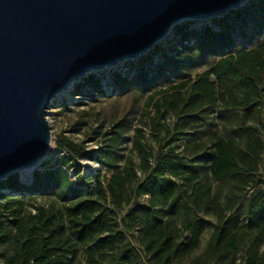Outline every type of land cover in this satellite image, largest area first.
<instances>
[{"label":"trees","instance_id":"trees-1","mask_svg":"<svg viewBox=\"0 0 264 264\" xmlns=\"http://www.w3.org/2000/svg\"><path fill=\"white\" fill-rule=\"evenodd\" d=\"M214 21L217 28L192 27L190 21L175 25V41L169 48L158 44L128 72L115 71L110 78L113 91L122 94L155 91L162 95L151 120L157 136L161 131L172 133L159 120L168 109L185 119L175 128L173 140L188 125L204 134L182 144L192 163L175 146L164 150L160 145L151 158L150 150L137 142L145 153L142 164L130 160L124 170L118 168L129 114L106 133L108 144L100 160L113 176L106 186L99 184L92 196L88 190L92 179L82 174L81 160L95 158L94 151L63 137L57 143L65 153L61 165L34 170L28 184L20 181L19 172L0 181V246L12 249L2 254L3 264H72L78 241L85 242L91 234L101 253L108 247L113 250L124 234L116 230V220L107 221L106 204L127 190V202L143 211L137 226L136 216L129 217L133 228L139 229L146 258L142 264H175L185 257H191L190 264H264V200L241 209L236 206L237 194L216 212L204 249L194 254L210 224L201 208L208 209L225 184L245 188L257 169L250 129H256L258 122L264 124V0H250ZM101 80L89 73L74 92L83 94L88 87L95 94L104 93ZM258 141L264 145V138ZM70 169L76 173L75 181ZM145 195L149 203L139 201ZM38 196H54L66 205L65 211L40 205L31 210L26 203ZM59 251L63 254L56 256ZM122 259H127V253ZM107 264L125 263L112 256Z\"/></svg>","mask_w":264,"mask_h":264},{"label":"water","instance_id":"water-1","mask_svg":"<svg viewBox=\"0 0 264 264\" xmlns=\"http://www.w3.org/2000/svg\"><path fill=\"white\" fill-rule=\"evenodd\" d=\"M249 1L0 0V181L41 166L48 108L74 82L139 59L180 22L223 18Z\"/></svg>","mask_w":264,"mask_h":264},{"label":"rangeland","instance_id":"rangeland-1","mask_svg":"<svg viewBox=\"0 0 264 264\" xmlns=\"http://www.w3.org/2000/svg\"><path fill=\"white\" fill-rule=\"evenodd\" d=\"M185 22L178 23L179 25ZM192 22V21H190ZM217 21L211 22L213 25ZM191 23L193 26L204 24V22ZM210 23V22H209ZM176 24V25H178ZM208 24V23H207ZM175 28L161 43V48H169L170 44L175 41ZM159 55L156 54L153 60H158ZM136 60H127L120 65L105 69L103 71L94 72L96 76L102 77V84L104 93H93V91L86 87L85 92L80 95H76L74 92L75 86L83 82V79L73 83L72 87L67 91L58 95L48 108V119L51 126V144L48 154L41 163L38 170H45L49 167H56L61 165V156L65 154L57 146L58 140L63 137H67L76 143L86 146L88 149L94 151V157L92 159L84 158L81 160V170L84 176H91V187L89 191L93 192L95 188L102 184L106 186L110 178L113 176V171H108L101 163L100 156L106 152L108 138L106 133L110 132L112 128L123 118L129 115V128L125 134L123 141L119 148V154L117 159V165L121 170H124L126 164L133 160L136 165L142 164L144 152L139 151L137 142H141L147 150L151 152V158H153L159 149L160 145H164L167 150L169 147L175 146L179 151L183 149V143L188 142L196 135L204 137L203 133H197L196 129H192L188 125L184 132L177 135L178 140H173V132L177 125H182L185 121L184 117H178L175 111L168 109L165 111L164 118H160V122L165 128H168L172 133L166 134V131L159 132L157 136L152 128L151 120L153 116H156L157 109L156 103L162 99V95L157 94L155 91H148L145 94L140 93H126L122 94L117 90H112V84L110 78L115 71L128 72L135 65ZM110 78L108 79V77ZM170 92H172L170 90ZM93 94V95H92ZM137 98V99H136ZM135 100L137 103L135 104ZM135 106V107H134ZM134 107V108H133ZM213 118V117H212ZM256 129H250L251 139L256 143L253 149V158L257 161V169L253 171L248 178V183L244 189L234 185V182L223 185V192L219 198L214 202L210 201V207L201 208V214L210 221L208 229L205 231L201 238L198 248L194 254L200 253L206 244V241L212 230V226L216 220V212L223 210L227 207L229 201L236 198V206L241 209H245L248 205H256L264 200V145L259 143L258 138H264V124L257 123ZM203 125L202 128H205ZM183 152V151H182ZM187 163H192V156L183 152ZM153 160V159H152ZM200 174H203L204 164L202 163ZM70 177L72 180H76V173L70 169ZM26 171L19 172V179L26 184L32 181L31 175L29 178ZM140 179L143 178V173L139 171ZM96 191L93 195H96ZM237 194V195H236ZM241 196V197H240ZM129 197V190L126 194L121 195L115 202L111 201L106 204L107 221L115 222L118 224L115 226L116 230L123 232L124 237H118L114 245V249L110 250L109 247L104 250L105 253H101L95 246V243L89 235L85 242L78 241L77 253L73 259L72 264H107L112 256L119 258L121 263L125 264H142L146 261L145 253L139 241L138 227L133 228V220L130 216H136V226L139 224V217L143 216V211L139 210L135 204L127 202ZM140 202L149 203V196L145 195L140 197ZM16 205V203H13ZM40 205L45 208L65 211V204L57 200L54 196H38L35 201L26 203L31 210H35L34 206ZM13 208V206H12ZM116 210V212L114 211ZM4 220V219H3ZM121 220V221H120ZM127 220V221H126ZM11 253L12 249L10 245L0 246V264H3V253ZM123 253H127V259H122ZM63 252L59 251L56 256L62 255ZM191 257H185L175 264H190Z\"/></svg>","mask_w":264,"mask_h":264},{"label":"built area","instance_id":"built-area-1","mask_svg":"<svg viewBox=\"0 0 264 264\" xmlns=\"http://www.w3.org/2000/svg\"><path fill=\"white\" fill-rule=\"evenodd\" d=\"M214 20H215V19L210 20V21H205L204 24H207V23H208V25H210V26H212V27H214V28H217L216 23H215L214 25L211 23V22H214ZM209 22H210V23H209ZM194 24L196 25V22H194L193 25H194ZM198 26H200V25H198ZM109 78H110V76L108 77V79H109ZM111 88H112V90H113V86H112Z\"/></svg>","mask_w":264,"mask_h":264},{"label":"bare ground","instance_id":"bare-ground-1","mask_svg":"<svg viewBox=\"0 0 264 264\" xmlns=\"http://www.w3.org/2000/svg\"><path fill=\"white\" fill-rule=\"evenodd\" d=\"M27 173H29L28 171H26Z\"/></svg>","mask_w":264,"mask_h":264}]
</instances>
